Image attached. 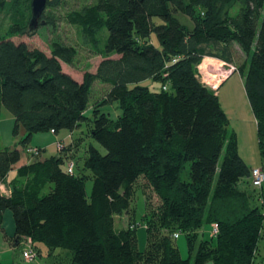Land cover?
<instances>
[{"label":"trees","instance_id":"trees-1","mask_svg":"<svg viewBox=\"0 0 264 264\" xmlns=\"http://www.w3.org/2000/svg\"><path fill=\"white\" fill-rule=\"evenodd\" d=\"M8 1L0 0L1 10ZM65 1L47 0L45 9ZM27 3L0 36V111L10 112L13 136L21 137L17 146L0 147V185L9 191H0V231L6 211L14 223V235L5 237L19 245L29 239L36 257L40 243L49 259L64 250L56 264H256L264 211L238 187L252 169L197 67L206 57L231 62L233 43L248 56L239 73L264 158V0H96L69 10L66 23L101 57L81 79L64 69L74 65V46L54 39L46 50L27 42ZM40 22L50 26L55 19L44 11ZM95 83L107 91L93 105ZM90 113L89 136L105 153L89 145L82 169L67 170L65 150L47 158L30 152L33 135L73 133ZM25 148L30 159L8 182ZM140 178L161 203L142 216L146 244L137 250L135 225L115 223L130 212ZM257 190L264 210V185ZM204 225H216L217 234L202 237L193 261L183 259L173 234L192 243Z\"/></svg>","mask_w":264,"mask_h":264},{"label":"rangeland","instance_id":"rangeland-1","mask_svg":"<svg viewBox=\"0 0 264 264\" xmlns=\"http://www.w3.org/2000/svg\"><path fill=\"white\" fill-rule=\"evenodd\" d=\"M32 0H28L27 11L25 13L31 17V4ZM96 0H66L63 7L59 8H47L45 13L55 19L53 25L47 26L42 24L38 29L32 33L30 38H25L27 42L38 46L42 49L48 50L50 42L54 39H58L61 42L74 46L77 49V57L73 66H64L65 71L68 72L75 78L81 79L82 75L86 70L89 72H95L96 67L101 61L99 55H95L89 52V49L85 47L80 40L79 31L74 27L70 26L65 21V14L69 10H79L84 5L94 3ZM26 4V0H9L4 9H0V36L6 34L12 26L13 21L17 20V9L19 6L23 7ZM238 5L236 4L235 8ZM29 8V11H28ZM231 10L229 13L232 15L236 12V9ZM178 20L185 24L192 26L190 19L182 14H177ZM13 30V29H12ZM28 31V30H27ZM28 34V33H27ZM154 43V40L151 39ZM232 61L227 63L217 58H212V66L209 68L211 70H218V72L223 73L219 76L216 86V94L220 96L225 109L227 108L229 114V126L228 129L233 131L236 136L237 148L241 150V154H244L250 161L251 169H257L255 158H257L258 163L263 160V171H264V158L261 157L258 145L257 127L253 112L249 106L246 92L244 89V76L239 73L240 68L246 69L248 64V56L242 51V49L235 43L232 44L231 48ZM211 58V57H209ZM205 59V58H204ZM203 59V61H204ZM203 61L201 63H203ZM235 68V71L230 73L229 69ZM225 69V70H224ZM221 81V82H220ZM225 82V83H224ZM224 83V84H223ZM223 84V85H222ZM222 85V86H221ZM221 86V88H219ZM220 89V90H219ZM107 91V86L95 83L90 92V104L97 103L102 99V96ZM110 109L115 111L112 105H109ZM90 109V108H89ZM89 121H83L81 125L70 133L66 130L60 131L58 135L51 133H39L33 135L28 148L41 149L40 158H47L56 155L58 152L68 153V158L66 159V165L73 163L76 168H83L84 158L86 157V149L89 145H93L105 153L103 148L92 140L89 136L88 128L91 126L90 119H92L91 113L88 114ZM14 125V118L9 111L4 108L0 111V147L16 145L18 144L21 137L13 136L12 128ZM21 136V134H20ZM68 136V138H67ZM70 136V137H69ZM66 138V139H65ZM70 141V144L64 146L63 143ZM26 148L22 151V160L30 159V155L26 153ZM28 154V158H27ZM71 160V163H68ZM262 165V164H259ZM261 168V167H260ZM85 174L89 172L84 171ZM16 176V168L14 167L8 174V180L11 181ZM216 179V178H215ZM92 178H87L85 181V191L87 196L90 195L92 190ZM240 189L247 190V193L253 194L252 204L259 208V211H264L263 207L260 205V192L252 185L250 179H244L238 184ZM135 190L130 203V212L128 214H122L121 217L116 218L115 227L117 229L127 227V225H135V246L137 250H141L146 244V228L142 224V216L144 213H149L150 209H155L160 205V199L155 195L150 188H145V181L139 179L135 185ZM3 189V188H2ZM3 193V192H2ZM145 200L147 201V209L145 208ZM11 212L6 213L5 224L7 227L14 231L13 218ZM10 219V220H9ZM123 219V222L121 221ZM10 221L12 223L10 224ZM213 228L210 225H204L199 234L196 236L192 243L188 242L187 236L185 234H173V242L177 247L180 256L183 259H190L193 261L197 253V248L202 237L205 239L210 237L213 233ZM178 235V237H176ZM259 242V241H258ZM263 239L259 242V251L256 264H264L260 261V251L263 249ZM42 249V254L40 256L35 255L34 259L25 260L22 252L26 249L25 243L22 241L19 247H16L10 240H8L2 231H0V264H52L55 262L54 257H57L60 252H65L61 249H55L53 258L49 259L47 256L48 250L44 244H39ZM139 248V249H138ZM264 254V252H263ZM208 264H211L209 262Z\"/></svg>","mask_w":264,"mask_h":264},{"label":"built area","instance_id":"built-area-1","mask_svg":"<svg viewBox=\"0 0 264 264\" xmlns=\"http://www.w3.org/2000/svg\"><path fill=\"white\" fill-rule=\"evenodd\" d=\"M201 64L197 67V72H198L197 76H198L200 82L202 84H204L205 86H207L208 88L216 91L217 85L215 86V84L217 83L218 79L220 80L219 76L222 75L223 73L218 72V70H216V69H214V70H211L209 68L204 69L201 67ZM234 71H235V68L231 67L229 69L230 73H232ZM34 154H37V153L34 152ZM72 168H73L72 163L67 165V170L69 172L72 171ZM250 180H251V183L254 186V188H256V189L262 188V186L264 185V171L261 168H257V169L252 170ZM212 230H213L212 235L217 234L218 230H217L216 225L213 226ZM176 237H178V235H176ZM25 248L26 249L24 250V252H22L24 259L25 260H27V259L32 260L35 257L36 253H35V250L33 248L32 242L29 239H27L25 242Z\"/></svg>","mask_w":264,"mask_h":264},{"label":"crops","instance_id":"crops-1","mask_svg":"<svg viewBox=\"0 0 264 264\" xmlns=\"http://www.w3.org/2000/svg\"><path fill=\"white\" fill-rule=\"evenodd\" d=\"M225 83V82H224ZM223 83V84H224ZM222 84V85H223ZM221 85V86H222ZM221 86L219 87V88H221ZM220 90V89H219ZM218 95V94H217ZM218 97H219V100H220V103H221V105H222V107H223V109H224V111H225V113L227 114V117L229 118V114H228V111L229 110H227V108L225 109V106H224V104H223V102L221 101V99H220V96L218 95ZM13 129V128H12ZM51 134H53V133H51ZM70 137V136H69ZM67 138H68V136H67ZM66 139V138H65ZM70 144V141L68 140L67 142H65V143H63V145L64 146H67V145H69ZM9 146H11V145H9ZM8 147V146H7ZM37 148V147H36ZM238 152H239V154L241 155V157L244 159V161L246 162V164H248V166H250V167H252L251 166V164H250V161L247 159V157L244 155V154H241V150L238 148ZM255 160H256V164H258L256 167H261V169L263 170V160H260V162L258 163V160H257V158H255ZM26 162H28V160L27 159H25V160H21L18 164H17V166H15V168H17V167H19V166H21L22 164H24V163H26ZM259 164H262V165H259ZM7 180H8V178H7ZM8 182H10L9 180H8ZM3 188V189H2ZM0 191L1 192H3V194H8L9 193V191L8 190H6V188L3 186V185H0ZM8 211H6L4 214H3V225H2V227L4 228V231H5V234H7L8 235V237H11V236H13L14 235V231L13 232H11L12 231V229H13V227L12 228H10V227H7L6 226V224H5V218H6V213H7ZM11 214V213H10ZM263 216H264V212H263ZM121 217V216H120ZM119 217V218H120ZM10 220V219H9ZM122 222H123V219L121 220ZM12 223V221H10V224ZM13 226H14V224H13ZM4 234V233H3ZM5 234H4V236H5ZM7 238V237H6ZM179 238V237H178ZM8 240H10L11 241V243H13L16 247H19L20 245L19 244H17V243H15V241L12 239H10V238H7ZM261 239H263V243H264V217H263V221H262V228H261V230H260V232H259V240H257V244H256V246H257V251H256V256H255V258L256 257H258L257 255L259 254L258 253V251H259V242H260V240ZM259 241V242H258ZM21 244V243H20ZM263 252H264V244H263V249H261V251H260V261H261V263L263 262L264 263V254H263ZM39 255L38 256H40L41 254H42V251H41V253H38ZM56 261V260H55ZM255 261H257V258L255 259ZM52 264H56V263H54V262H52ZM208 264V263H207ZM212 264V263H211Z\"/></svg>","mask_w":264,"mask_h":264},{"label":"water","instance_id":"water-1","mask_svg":"<svg viewBox=\"0 0 264 264\" xmlns=\"http://www.w3.org/2000/svg\"><path fill=\"white\" fill-rule=\"evenodd\" d=\"M47 0H32L30 4L31 8V17L28 23L29 33H34L39 25H42L44 22H40L43 12L46 8Z\"/></svg>","mask_w":264,"mask_h":264},{"label":"bare ground","instance_id":"bare-ground-1","mask_svg":"<svg viewBox=\"0 0 264 264\" xmlns=\"http://www.w3.org/2000/svg\"><path fill=\"white\" fill-rule=\"evenodd\" d=\"M44 13V12H43ZM43 15V14H42ZM214 61V60H212V58H209V57H206L205 59H204V61H203V63L201 64V67L202 68H210L213 64H212V62ZM30 151H31V153L33 154V155H35V156H37V157H39L40 156V154H41V152H40V150L38 149V148H31L30 149ZM34 152H36L37 154H34Z\"/></svg>","mask_w":264,"mask_h":264},{"label":"clouds","instance_id":"clouds-1","mask_svg":"<svg viewBox=\"0 0 264 264\" xmlns=\"http://www.w3.org/2000/svg\"><path fill=\"white\" fill-rule=\"evenodd\" d=\"M73 164V163H72ZM68 165V164H67ZM67 165L65 167H67Z\"/></svg>","mask_w":264,"mask_h":264}]
</instances>
